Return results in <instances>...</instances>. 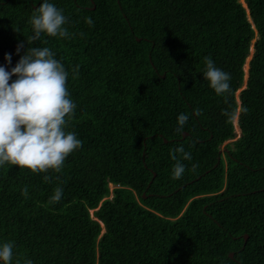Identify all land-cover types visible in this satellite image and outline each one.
I'll return each mask as SVG.
<instances>
[{"label": "trees", "instance_id": "16d2710c", "mask_svg": "<svg viewBox=\"0 0 264 264\" xmlns=\"http://www.w3.org/2000/svg\"><path fill=\"white\" fill-rule=\"evenodd\" d=\"M40 2L0 0V65H15L19 43L49 47L69 72L66 130L82 144L60 172L0 166L13 264H264V0H51L70 37L28 45ZM205 56L229 92L203 79ZM178 144L192 158L173 179Z\"/></svg>", "mask_w": 264, "mask_h": 264}, {"label": "clouds", "instance_id": "9594fccd", "mask_svg": "<svg viewBox=\"0 0 264 264\" xmlns=\"http://www.w3.org/2000/svg\"><path fill=\"white\" fill-rule=\"evenodd\" d=\"M29 23L31 35L26 39L28 45L38 40L42 33L64 39L71 35L65 27L67 17L51 0H41ZM85 23L91 26L92 18L85 17ZM22 48L23 53L14 66L6 70L5 65H0V166L8 164L32 172H47L49 169L60 172L66 157L82 144L75 132L66 130L76 108L66 86L69 72L49 47L25 48L23 43H19L16 53H20ZM4 61L11 64V54L5 53ZM203 61L201 74L209 87L217 95L229 92L230 74L217 67L208 56L203 57ZM73 75H78L76 69ZM194 114L199 115V109L194 110ZM176 119L177 131L182 132L189 116L182 112ZM235 119L237 123L238 117ZM169 154L175 162L171 177L179 179L185 172L181 161L190 160L191 153L178 144L170 149ZM62 193L63 189L57 187L50 200L58 202ZM13 247L11 241L0 242V264H13ZM15 264H20V261H15ZM23 264H33V261L26 259Z\"/></svg>", "mask_w": 264, "mask_h": 264}, {"label": "rangeland", "instance_id": "374dc122", "mask_svg": "<svg viewBox=\"0 0 264 264\" xmlns=\"http://www.w3.org/2000/svg\"><path fill=\"white\" fill-rule=\"evenodd\" d=\"M240 1H242V0H240ZM245 68L248 69V65H247V63H246ZM247 69H246V71H247ZM233 123H234L235 130H236V132H237V137H238V136L240 135V132H239V130H238V125H237V123H236V119L234 120ZM226 143H227V142H223V143L219 146V150H218V153L221 154V155H220V158L223 157L224 160H225L226 156L223 155V152L225 151V144H226ZM218 161H219V158H218ZM215 165H216V164H215ZM109 186L112 187V185H109Z\"/></svg>", "mask_w": 264, "mask_h": 264}, {"label": "water", "instance_id": "95a60500", "mask_svg": "<svg viewBox=\"0 0 264 264\" xmlns=\"http://www.w3.org/2000/svg\"><path fill=\"white\" fill-rule=\"evenodd\" d=\"M187 134H188L187 132H183V133H182V138H184ZM143 196L145 197V195H143ZM247 239H248V235L245 234V235H244V242H246ZM229 256L232 257V256H233V252H230V253H229Z\"/></svg>", "mask_w": 264, "mask_h": 264}]
</instances>
